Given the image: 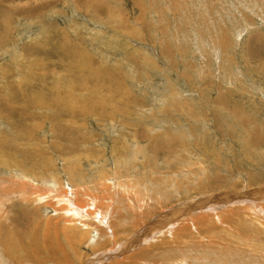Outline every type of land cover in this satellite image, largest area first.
<instances>
[{
    "label": "rangeland",
    "instance_id": "rangeland-1",
    "mask_svg": "<svg viewBox=\"0 0 264 264\" xmlns=\"http://www.w3.org/2000/svg\"><path fill=\"white\" fill-rule=\"evenodd\" d=\"M0 264H264V0H0Z\"/></svg>",
    "mask_w": 264,
    "mask_h": 264
},
{
    "label": "bare ground",
    "instance_id": "bare-ground-1",
    "mask_svg": "<svg viewBox=\"0 0 264 264\" xmlns=\"http://www.w3.org/2000/svg\"><path fill=\"white\" fill-rule=\"evenodd\" d=\"M22 178V177H21ZM30 181H32V180H30ZM18 183V182H17ZM23 184V183H22ZM25 184V183H24ZM37 184V183H36ZM33 185V184H32ZM43 185V184H42ZM16 186V185H15ZM34 186V185H33ZM51 186V185H50ZM36 187V186H35ZM41 187V186H40ZM58 187V186H57ZM39 188V187H38ZM47 188V190H48V187H46ZM65 188V187H64ZM23 189V188H22ZM36 189V188H35ZM40 189V188H39ZM51 189H52V187H51ZM54 189V188H53ZM62 189V188H61ZM33 190V189H32ZM57 189L55 188V190H49V193L50 194H52V195H55V194H57L55 191H56ZM64 190V189H63ZM62 190V191H63ZM43 191V190H42ZM45 191V190H44ZM58 191V190H57ZM23 192V191H22ZM25 192V191H24ZM27 192V191H26ZM66 191H64V193H65ZM55 193V194H54ZM61 193V192H60ZM63 193V192H62ZM71 194V193H70ZM44 195H46V194H44ZM77 195V194H76ZM36 196V195H35ZM56 196V195H55ZM67 195L66 196H63V198L61 197V199H64L65 201H67L66 199H67ZM72 197V196H71ZM35 198V197H34ZM41 199L43 198V196L42 197H40ZM41 199H39V200H41ZM43 199H45V197L43 198ZM46 199H48V198H46ZM55 199H56V197H55ZM69 199V198H68ZM107 200V199H106ZM38 201V200H37ZM70 201V200H69ZM72 202V201H71ZM95 202V201H94ZM72 203H74V202H72ZM72 203H70L71 204V206H72ZM76 203V202H75ZM49 204V203H48ZM47 205V204H46ZM78 205V204H77ZM51 206V205H50ZM83 206V205H82ZM62 207V206H61ZM60 207V208H61ZM66 207V206H65ZM64 207V208H65ZM67 208V207H66ZM78 208V209H77ZM77 212H81L82 210L84 211V213H85V215L84 216H87L88 218L91 216V217H93L92 215H93V212H92V210H89V209H87L86 207H81L80 205L79 206H77ZM63 210V209H62ZM74 211L75 209H74V207L73 208H71V207H69V209H66V213H68V211ZM82 211V212H83ZM95 211H96V209H95ZM98 212V211H97ZM96 212V213H97ZM65 213V214H66ZM73 213V212H72ZM69 215L70 216H72L71 215V213H69ZM73 216H76L77 217V219H78V216L76 215V213H75V215H73ZM72 216V217H73ZM80 217V216H79ZM67 218V217H66ZM94 218V217H93ZM92 218V219H93ZM63 219H65V218H63ZM103 219H104V217L102 216L101 218H99V220H98V222L99 221H101L100 223H102V224H104V225H107V223L106 222H103ZM69 220V219H68ZM206 220V219H205ZM66 221V220H65ZM84 221V220H83ZM197 221H198V219H197ZM82 222V221H81ZM95 222V221H94ZM148 234H149V232H148ZM147 233H146V235H148ZM149 235H152V232H151V234H149ZM148 235V236H149ZM111 236H112V234H111ZM148 238V237H147ZM115 239H116V236L113 234V238L111 239V242L113 243V248L111 249V250H109V251H107V252H109L110 254L112 253V255H113V257H115L116 255H119V253L118 254H116V252L117 251H120L121 250V248H120V246H118V245H115V244H117L116 243V241H115ZM131 243V242H130ZM110 246H112V245H110ZM116 254V255H115ZM100 258V257H99Z\"/></svg>",
    "mask_w": 264,
    "mask_h": 264
}]
</instances>
